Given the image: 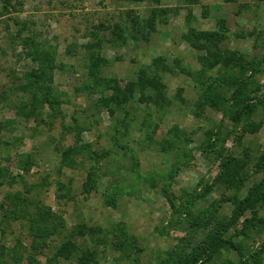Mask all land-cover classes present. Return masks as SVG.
<instances>
[{"label":"rangeland","instance_id":"374dc122","mask_svg":"<svg viewBox=\"0 0 264 264\" xmlns=\"http://www.w3.org/2000/svg\"><path fill=\"white\" fill-rule=\"evenodd\" d=\"M0 264H264V0H0Z\"/></svg>","mask_w":264,"mask_h":264},{"label":"trees","instance_id":"16d2710c","mask_svg":"<svg viewBox=\"0 0 264 264\" xmlns=\"http://www.w3.org/2000/svg\"><path fill=\"white\" fill-rule=\"evenodd\" d=\"M38 221H39L38 219L35 220V222H38ZM40 221H42V220H40ZM40 221H39V222H40ZM220 240H221V239H220ZM225 242H227V241H225ZM228 242H230V241H228ZM190 256H192V255L190 254ZM190 256H189V257H190ZM196 257H197V256H193L194 260H195ZM190 259H191V258H189L187 262H189ZM191 260H192V259H191Z\"/></svg>","mask_w":264,"mask_h":264}]
</instances>
